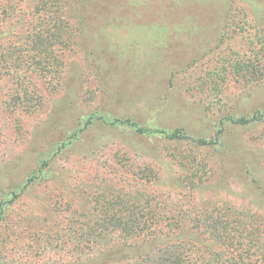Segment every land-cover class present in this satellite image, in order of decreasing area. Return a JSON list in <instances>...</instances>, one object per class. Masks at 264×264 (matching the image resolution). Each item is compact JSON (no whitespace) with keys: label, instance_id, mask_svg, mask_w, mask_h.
Segmentation results:
<instances>
[{"label":"rangeland","instance_id":"rangeland-1","mask_svg":"<svg viewBox=\"0 0 264 264\" xmlns=\"http://www.w3.org/2000/svg\"><path fill=\"white\" fill-rule=\"evenodd\" d=\"M0 6V264H141L172 241L64 246L59 214L107 194L264 217V0Z\"/></svg>","mask_w":264,"mask_h":264},{"label":"trees","instance_id":"trees-1","mask_svg":"<svg viewBox=\"0 0 264 264\" xmlns=\"http://www.w3.org/2000/svg\"><path fill=\"white\" fill-rule=\"evenodd\" d=\"M39 7L37 13L40 20L48 24L51 17L47 16L43 7ZM7 9L3 8L4 12L0 10V25L10 17V10ZM261 57L257 53L255 67L264 61V54ZM249 122L246 119L236 121L243 125ZM139 131L143 133L145 130ZM169 137L181 138L177 132ZM102 197L99 206L88 209V214L74 212L77 218L72 219L59 214V219L64 221L61 241L68 249L74 244L72 250L79 255L96 247H105L116 239L127 242L137 239L143 243L171 239L154 255L143 259L141 264H264V217L260 215L224 205L163 214L158 212L155 198L146 192L136 194L134 200L108 194ZM10 210L3 211L9 214ZM59 210L61 208L53 207L48 213L54 217ZM72 221L75 225L69 226ZM193 225L195 228H192ZM204 235H208L213 243L196 240ZM38 237L42 244L49 243L50 237L46 232H39Z\"/></svg>","mask_w":264,"mask_h":264}]
</instances>
